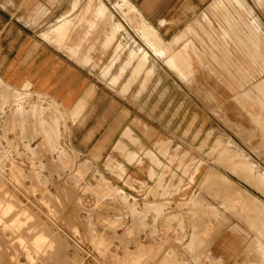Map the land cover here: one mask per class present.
<instances>
[{
	"label": "rangeland",
	"instance_id": "rangeland-1",
	"mask_svg": "<svg viewBox=\"0 0 264 264\" xmlns=\"http://www.w3.org/2000/svg\"><path fill=\"white\" fill-rule=\"evenodd\" d=\"M0 264H264V0H0Z\"/></svg>",
	"mask_w": 264,
	"mask_h": 264
}]
</instances>
